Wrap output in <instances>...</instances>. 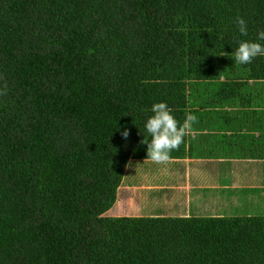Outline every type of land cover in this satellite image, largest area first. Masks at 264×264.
I'll return each instance as SVG.
<instances>
[{
    "label": "trees",
    "instance_id": "16d2710c",
    "mask_svg": "<svg viewBox=\"0 0 264 264\" xmlns=\"http://www.w3.org/2000/svg\"><path fill=\"white\" fill-rule=\"evenodd\" d=\"M261 30L264 0H0V264H264V216L113 212L152 105L264 79L233 53Z\"/></svg>",
    "mask_w": 264,
    "mask_h": 264
},
{
    "label": "crops",
    "instance_id": "0c3cea01",
    "mask_svg": "<svg viewBox=\"0 0 264 264\" xmlns=\"http://www.w3.org/2000/svg\"><path fill=\"white\" fill-rule=\"evenodd\" d=\"M231 97H210L209 107L194 114L185 157L163 163L136 159L149 160L142 167L147 179L122 183L118 215L143 204L157 216H264V79L251 80ZM220 112L229 120L224 128ZM145 189H156L159 196ZM204 202L209 209L198 215Z\"/></svg>",
    "mask_w": 264,
    "mask_h": 264
},
{
    "label": "clouds",
    "instance_id": "9594fccd",
    "mask_svg": "<svg viewBox=\"0 0 264 264\" xmlns=\"http://www.w3.org/2000/svg\"><path fill=\"white\" fill-rule=\"evenodd\" d=\"M235 23L241 36H247L248 23L245 18L238 16ZM233 53L235 63L240 65H249L256 58L264 57V30L259 31L255 40H237ZM151 112L152 115L144 124L146 132L151 136L150 142L147 143V159L163 163L171 158L173 150L179 149L190 130V122L196 117L188 114L184 123L180 124L167 101L154 103ZM122 135L127 138L130 133L125 130Z\"/></svg>",
    "mask_w": 264,
    "mask_h": 264
},
{
    "label": "rangeland",
    "instance_id": "374dc122",
    "mask_svg": "<svg viewBox=\"0 0 264 264\" xmlns=\"http://www.w3.org/2000/svg\"><path fill=\"white\" fill-rule=\"evenodd\" d=\"M222 94L227 95L228 92H223ZM230 119L232 120L233 117L230 118ZM222 124L223 123H220V125H222ZM146 165H148V161L147 160L132 161L130 163V165L128 166V169H127L128 175L125 176L124 182L126 183V181L128 180V178H130L132 180L135 177L137 179V177H139V176H141L144 180H146L147 179V176L144 174L145 172L142 171V169H143L142 167L143 166H146ZM147 168L148 169H152L153 167L150 166V167H147ZM151 174H155V173H151ZM124 191L125 190L123 188H121L120 191H119L120 192V195H122L124 193ZM144 192H148V194L149 195L151 194V196H154V195L159 196L158 190H156V189H154V190L145 189ZM208 209H209V204H207V203L204 202L202 204V206H201V210L197 214L198 215H202L204 212L208 211ZM112 211H113V209H112ZM113 212H116V211H113ZM143 212H146V211L143 208L140 207V208H134L132 210V212L129 210L128 212H126V214L128 216H132V214H140V213H143ZM113 215H115V214L113 213ZM121 215H125V214L122 213ZM202 216H205L206 217V216H210V215H202Z\"/></svg>",
    "mask_w": 264,
    "mask_h": 264
}]
</instances>
